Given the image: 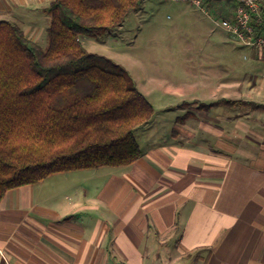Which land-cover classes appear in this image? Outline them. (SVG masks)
Masks as SVG:
<instances>
[{"label": "crops", "instance_id": "1", "mask_svg": "<svg viewBox=\"0 0 264 264\" xmlns=\"http://www.w3.org/2000/svg\"><path fill=\"white\" fill-rule=\"evenodd\" d=\"M50 1L0 0V20L39 42L36 16L50 24ZM254 68L262 75L243 83L165 89L193 103L174 105L179 114L153 107L140 139L134 134L140 156L127 165L9 189L0 200V264H264V62ZM205 89L213 98L202 102L194 91ZM220 98L236 102L198 104Z\"/></svg>", "mask_w": 264, "mask_h": 264}, {"label": "trees", "instance_id": "2", "mask_svg": "<svg viewBox=\"0 0 264 264\" xmlns=\"http://www.w3.org/2000/svg\"><path fill=\"white\" fill-rule=\"evenodd\" d=\"M142 2L51 0L43 9L50 16L45 46L0 20V200L56 172L140 156L134 132L150 121L153 105L120 65L88 51L78 36L121 25Z\"/></svg>", "mask_w": 264, "mask_h": 264}, {"label": "rangeland", "instance_id": "3", "mask_svg": "<svg viewBox=\"0 0 264 264\" xmlns=\"http://www.w3.org/2000/svg\"><path fill=\"white\" fill-rule=\"evenodd\" d=\"M232 5L229 0L203 2L200 6L188 0H143L121 25L78 37L88 51L120 65L157 111L166 105L179 114L181 110L174 105L192 100L186 94L204 79L232 78L243 83L251 74L262 75L263 70L254 66L264 61L254 57L251 48L235 41L222 26L221 20L231 12L224 7ZM38 14L42 28L38 43L45 46L44 27L49 22ZM182 85L188 88L183 96L164 92L174 88L183 92ZM194 92L200 94L197 98L202 102L213 98L205 96L207 89ZM142 130L136 129V139H140ZM44 184L49 186L47 180Z\"/></svg>", "mask_w": 264, "mask_h": 264}, {"label": "built area", "instance_id": "4", "mask_svg": "<svg viewBox=\"0 0 264 264\" xmlns=\"http://www.w3.org/2000/svg\"><path fill=\"white\" fill-rule=\"evenodd\" d=\"M188 1L197 6L203 3V0ZM229 1L233 5L224 7L225 11L230 9L231 12L221 20L222 26L235 41L264 56V0Z\"/></svg>", "mask_w": 264, "mask_h": 264}]
</instances>
